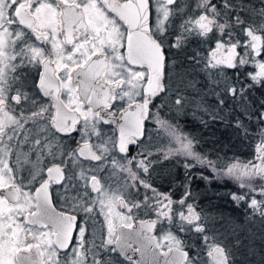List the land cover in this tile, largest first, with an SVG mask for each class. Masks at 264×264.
I'll return each mask as SVG.
<instances>
[{
  "label": "snow or ice",
  "instance_id": "snow-or-ice-1",
  "mask_svg": "<svg viewBox=\"0 0 264 264\" xmlns=\"http://www.w3.org/2000/svg\"><path fill=\"white\" fill-rule=\"evenodd\" d=\"M226 181L264 222V0H0V264H264Z\"/></svg>",
  "mask_w": 264,
  "mask_h": 264
},
{
  "label": "trees",
  "instance_id": "trees-1",
  "mask_svg": "<svg viewBox=\"0 0 264 264\" xmlns=\"http://www.w3.org/2000/svg\"><path fill=\"white\" fill-rule=\"evenodd\" d=\"M182 127L186 132L193 136L197 137H203V141H210L213 139V137L209 136L208 133L199 127V125L190 118H184L181 121ZM219 133H217V136ZM258 141L255 140H245L243 142L239 141L235 137L231 139H223L221 144L216 145L215 147L220 149L221 155H226L229 159L238 160L242 162H250L255 161L256 157V145ZM213 148V145L208 142L204 143L202 142L201 145L198 146V150L200 151H208ZM168 168H171L172 170H175L173 167V164L169 163ZM198 190L204 191L205 189V182L199 181L197 182ZM166 187V185H165ZM217 191L221 193V198L212 197L211 202H209V199L202 198L201 204L205 208L212 209L216 212H221L227 214L230 219H241L240 217L243 216V220L245 221V218L249 221V217L251 215L250 210H248L245 206L241 205L240 207H237L234 203H232L228 197L227 193L230 191L236 190V184L232 181H226V182H220V183H214L212 185V189L210 191ZM179 194L177 193V196ZM248 214V216H246ZM260 229L258 231H249V230H240L246 235H251L256 238L258 241L259 238L263 235L261 232L264 229ZM258 246V245H257ZM256 260H259V256L256 257Z\"/></svg>",
  "mask_w": 264,
  "mask_h": 264
},
{
  "label": "rangeland",
  "instance_id": "rangeland-1",
  "mask_svg": "<svg viewBox=\"0 0 264 264\" xmlns=\"http://www.w3.org/2000/svg\"><path fill=\"white\" fill-rule=\"evenodd\" d=\"M181 126H182V124H181ZM186 133H188V132H186ZM155 138H156L157 142L159 144H161L162 146H165L168 144L167 138L163 134H160L159 136H156ZM233 162L247 163V162H242V161H238V160H234ZM256 162H258V161H256ZM206 209L210 212H213V213H221L219 211L218 212L213 211L212 209H209V208H206ZM222 214L226 217L225 221L222 224V227L225 229L236 228L239 230H249V231L255 230V231H258L260 229V226L262 227L261 229H264V222H262L259 217H252L251 219H249V221L247 220V218H245V221H244L243 216L240 217L241 219L235 220V219H230V217H228L227 214H225V213H222ZM246 216H248V214H246ZM218 226H220V225H218ZM261 232L264 235V230H262Z\"/></svg>",
  "mask_w": 264,
  "mask_h": 264
},
{
  "label": "flooded vegetation",
  "instance_id": "flooded-vegetation-1",
  "mask_svg": "<svg viewBox=\"0 0 264 264\" xmlns=\"http://www.w3.org/2000/svg\"><path fill=\"white\" fill-rule=\"evenodd\" d=\"M53 201H54V204H56V207L59 208L60 205L58 203H56V199H55V191L53 192ZM97 220H98V227H100L102 225V222H103V217L102 216H98L97 217ZM135 226V225H134ZM117 259L120 261V264H128L127 261H125L123 259V257H119L117 256ZM134 259H139V254L137 253L135 256H134Z\"/></svg>",
  "mask_w": 264,
  "mask_h": 264
}]
</instances>
